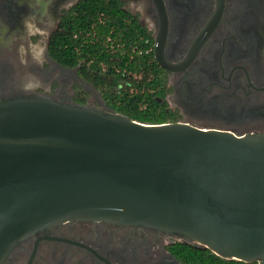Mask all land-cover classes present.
Instances as JSON below:
<instances>
[{
  "label": "water",
  "instance_id": "obj_1",
  "mask_svg": "<svg viewBox=\"0 0 264 264\" xmlns=\"http://www.w3.org/2000/svg\"><path fill=\"white\" fill-rule=\"evenodd\" d=\"M103 106L41 93L0 101V262L49 226L96 219L264 264V131L143 122Z\"/></svg>",
  "mask_w": 264,
  "mask_h": 264
},
{
  "label": "flooded vegetation",
  "instance_id": "obj_2",
  "mask_svg": "<svg viewBox=\"0 0 264 264\" xmlns=\"http://www.w3.org/2000/svg\"><path fill=\"white\" fill-rule=\"evenodd\" d=\"M112 1L140 25L158 91L182 121L264 131V0ZM79 2L0 0V101L41 93L89 102L77 66L49 53L52 35L79 17ZM178 243L201 247L141 224L71 219L18 241L0 264H185Z\"/></svg>",
  "mask_w": 264,
  "mask_h": 264
},
{
  "label": "trees",
  "instance_id": "obj_3",
  "mask_svg": "<svg viewBox=\"0 0 264 264\" xmlns=\"http://www.w3.org/2000/svg\"><path fill=\"white\" fill-rule=\"evenodd\" d=\"M78 7L79 17L52 35L50 55L77 66L110 110L143 122L175 121L177 114L158 91L162 80L149 62L140 25L112 0H80ZM175 249L185 264H256L202 246L178 243Z\"/></svg>",
  "mask_w": 264,
  "mask_h": 264
},
{
  "label": "rangeland",
  "instance_id": "obj_4",
  "mask_svg": "<svg viewBox=\"0 0 264 264\" xmlns=\"http://www.w3.org/2000/svg\"><path fill=\"white\" fill-rule=\"evenodd\" d=\"M82 87L87 90V94L89 95V102L87 103L88 105L99 107V108H104V106L102 105L101 99L99 98V96L97 95L94 89H92L91 87L85 86V85H83ZM177 119L179 121L184 120L183 115L177 114Z\"/></svg>",
  "mask_w": 264,
  "mask_h": 264
}]
</instances>
